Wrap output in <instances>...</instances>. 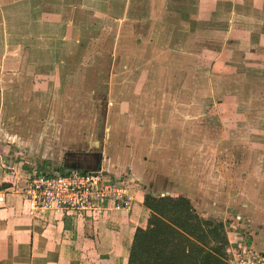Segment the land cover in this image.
Segmentation results:
<instances>
[{"label": "rangeland", "instance_id": "374dc122", "mask_svg": "<svg viewBox=\"0 0 264 264\" xmlns=\"http://www.w3.org/2000/svg\"><path fill=\"white\" fill-rule=\"evenodd\" d=\"M113 1L69 6L60 30H44L30 20L34 10L0 0V96H11L12 115L16 106L42 116L57 108L52 135L103 137L107 168L145 158L148 173L138 179L145 195L184 197L198 218L221 225L209 240L226 239V259L250 249L264 256V1L224 0L214 12L205 4L195 11L196 0ZM183 14L196 18L185 33L187 25L177 29ZM79 16L91 20L80 24ZM5 27L10 44L24 45L23 63L20 50L1 51ZM45 31L46 40L34 36ZM38 92L53 98L22 101ZM101 178L141 199L142 188L123 177ZM102 212L83 217L97 221Z\"/></svg>", "mask_w": 264, "mask_h": 264}, {"label": "crops", "instance_id": "0c3cea01", "mask_svg": "<svg viewBox=\"0 0 264 264\" xmlns=\"http://www.w3.org/2000/svg\"><path fill=\"white\" fill-rule=\"evenodd\" d=\"M112 1L8 0L3 8L10 9L16 4H23L28 7L29 11L34 10L30 20H33L32 22L36 26L44 27V30H49L48 28L52 27L60 30L59 22L68 20L70 17L72 10L68 9L69 6L100 4V8L102 6L103 9L104 5L113 4L114 1ZM131 1L134 0H128V3ZM221 2L224 0H196L194 10L196 11L197 8H201L205 4L206 6L210 5V11L214 12V6ZM260 2L261 0H258L256 3ZM48 12H55L56 15L52 16L56 17L52 19L48 16ZM2 19L5 20L4 17ZM90 20V16L76 18L80 24ZM195 20L193 14L181 15L178 22L182 23V26L179 24L178 31L187 25L186 29H181V31L189 32L191 25L196 23ZM47 32L35 33L34 36L42 40ZM3 33L4 45H2L1 51L8 53L11 49L20 50L18 54H15L18 57V63L26 61L24 45L18 40L12 41L16 42L15 44H10L6 37V27ZM76 33L74 34L76 35ZM213 34L215 32L209 28L203 32V35L209 39ZM8 36H10L9 32ZM56 45L58 47V44ZM14 61L16 62L17 59ZM2 64V67L6 66L5 62ZM21 67L24 66L21 65ZM68 67L66 65L65 69ZM55 83L57 85L58 81ZM31 95L33 98L22 97V101L40 106L39 103L42 104L45 99L47 102L53 98L47 94L43 96L41 92ZM10 98L11 96H0V264H128L134 233L137 228H144L143 224L147 223L148 218L147 216L145 220H143L144 217L141 218V212L142 215L145 214L143 207H145L144 195L147 193V189L138 180L148 173V164L145 158L134 156L126 160L115 159L112 168H107V157L104 152H101L102 149H106L107 143L104 142L101 145L103 137L93 140L68 136V134L66 136V133L62 137L52 135L51 133H56L54 127L58 125L56 122H51V118L56 116L54 110L57 108L55 107L47 115L42 116L35 110L30 111L33 106L30 108H24V106L17 108L16 106V111L13 114L14 119H12ZM71 99L68 98V105ZM72 112L74 111L72 110ZM19 122H24V125L17 126ZM110 147V149H115L118 146ZM86 148L94 150L86 151ZM20 163L22 166H19ZM14 166L20 169V175L16 172L19 169H14ZM59 169L67 171L100 170L108 176L123 177L124 182H132L133 185L142 188L141 199L136 200L135 192L126 189L129 205L123 208L124 210L109 206L102 212L103 217L97 221H91L81 215L71 213L32 211L20 190L21 182H25L32 175ZM24 175L26 177H23ZM136 209L137 211H135Z\"/></svg>", "mask_w": 264, "mask_h": 264}, {"label": "trees", "instance_id": "16d2710c", "mask_svg": "<svg viewBox=\"0 0 264 264\" xmlns=\"http://www.w3.org/2000/svg\"><path fill=\"white\" fill-rule=\"evenodd\" d=\"M144 206L150 216L146 227L134 233L128 264H225L226 239L221 244L209 240L220 236L221 225L198 218L186 198L145 195Z\"/></svg>", "mask_w": 264, "mask_h": 264}, {"label": "built area", "instance_id": "2783aa9c", "mask_svg": "<svg viewBox=\"0 0 264 264\" xmlns=\"http://www.w3.org/2000/svg\"><path fill=\"white\" fill-rule=\"evenodd\" d=\"M102 174L98 170H73L63 174L47 171L29 177L20 190L34 212L95 215L104 211V205L110 200L117 203L115 208L128 200L125 189L114 182L102 181ZM225 264H264V256L250 249L243 255L227 258Z\"/></svg>", "mask_w": 264, "mask_h": 264}]
</instances>
